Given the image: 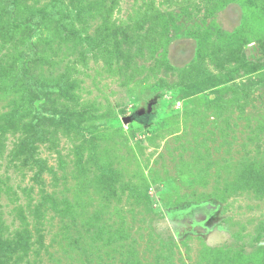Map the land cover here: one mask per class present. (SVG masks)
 <instances>
[{"label": "rangeland", "instance_id": "rangeland-1", "mask_svg": "<svg viewBox=\"0 0 264 264\" xmlns=\"http://www.w3.org/2000/svg\"><path fill=\"white\" fill-rule=\"evenodd\" d=\"M0 264H264V0H0Z\"/></svg>", "mask_w": 264, "mask_h": 264}, {"label": "trees", "instance_id": "trees-1", "mask_svg": "<svg viewBox=\"0 0 264 264\" xmlns=\"http://www.w3.org/2000/svg\"><path fill=\"white\" fill-rule=\"evenodd\" d=\"M135 117H136V118H139V119L141 118L140 116L138 117V115H136Z\"/></svg>", "mask_w": 264, "mask_h": 264}]
</instances>
